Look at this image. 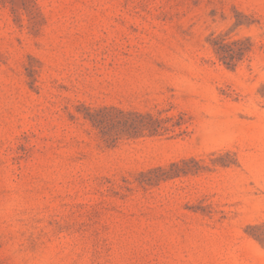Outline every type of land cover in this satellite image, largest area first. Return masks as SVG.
Returning a JSON list of instances; mask_svg holds the SVG:
<instances>
[{"label":"rangeland","instance_id":"obj_1","mask_svg":"<svg viewBox=\"0 0 264 264\" xmlns=\"http://www.w3.org/2000/svg\"><path fill=\"white\" fill-rule=\"evenodd\" d=\"M0 264H264V0H0Z\"/></svg>","mask_w":264,"mask_h":264}]
</instances>
